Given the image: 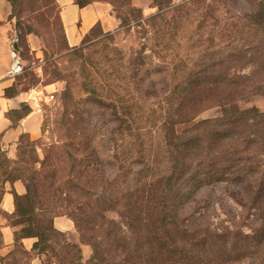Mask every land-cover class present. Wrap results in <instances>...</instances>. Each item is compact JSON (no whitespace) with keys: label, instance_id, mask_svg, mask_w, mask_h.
Returning <instances> with one entry per match:
<instances>
[{"label":"trees","instance_id":"trees-1","mask_svg":"<svg viewBox=\"0 0 264 264\" xmlns=\"http://www.w3.org/2000/svg\"><path fill=\"white\" fill-rule=\"evenodd\" d=\"M19 1L10 0L12 18L19 17ZM95 1L112 4L120 30L138 28L143 36L153 30L158 33L159 20L167 24L168 12L190 2L153 0L158 11L150 16H145L133 0L76 3L84 7ZM251 2L249 28L259 36L232 47L222 58L192 67L172 94L176 100L162 119V154L168 166L161 175L111 178L105 172L97 146L84 134L86 123L72 81H67L59 97L66 139L52 144L43 160L31 161L39 163V169L31 167L28 174L24 169L15 177L11 173L8 176L6 164L10 159L0 150L2 179H21L26 186L24 195L14 192L12 224L18 230L12 260L31 264L30 258L38 255L43 264H244L262 241H254L242 227L249 217L256 221L257 211L264 207V110L238 105L240 100L254 95L264 97V1ZM205 8L196 32L208 25L218 7L210 4ZM63 31L67 48L61 52L78 56L92 38L111 34L104 33L97 23L82 44L72 48L64 25ZM24 37L20 32V55ZM143 44L145 48L146 43ZM51 75L60 80L57 70ZM19 80L17 76V83L7 90L8 94L18 91ZM90 83L96 100L111 105L120 114L119 128L132 130L130 112L120 104V92L118 99L108 101L98 94L95 80ZM105 86L109 90L111 85L106 82ZM216 107L221 109V115L199 119L203 112ZM28 137H20L18 157ZM221 182L239 188L236 193H241V197L237 199L245 213L223 228L194 224L198 207L187 210V203L198 190ZM244 196H249L248 201ZM58 216L73 220L81 244L92 246L89 259L84 260L81 244L71 242L55 226ZM252 227L255 234L257 227ZM24 237L37 238L32 253L20 243ZM44 256L49 260H44ZM2 261L11 264L10 260Z\"/></svg>","mask_w":264,"mask_h":264},{"label":"rangeland","instance_id":"rangeland-1","mask_svg":"<svg viewBox=\"0 0 264 264\" xmlns=\"http://www.w3.org/2000/svg\"><path fill=\"white\" fill-rule=\"evenodd\" d=\"M187 1L173 0L174 4ZM133 3L146 10V15L158 11L153 0H133ZM210 4L218 8L210 16L208 25L196 32L203 11ZM18 5L19 17H14V25L18 36L20 32L25 35L21 40L24 72L18 76L19 84L23 89L55 86L45 91L41 136L37 139L29 136L22 144L19 157L6 164V173L8 176L11 173L12 177L24 169L26 174L31 167L39 169L40 164H31V161L38 158L43 160L52 144L65 141L59 97L67 81H72L85 119L84 134L97 146L105 172L111 178L161 175L168 166L162 154V119L166 111L168 113L169 105L175 102L176 96L173 98L172 94L178 90L181 81L192 67L222 58L232 47L241 46L259 36L249 28V14L253 9L251 0H190L166 14L167 24L159 20L158 33H154L152 28L153 31L144 36L138 28L128 31L119 28L114 32L102 28L104 33L112 35L104 37L101 34L92 38L85 44L80 56L66 55L61 52V49L67 48V43L57 1L21 0ZM28 35L40 39V57L32 53ZM54 70L59 73L58 81L56 77L52 78L51 72ZM111 71L113 74L109 75ZM245 72H249V69ZM92 79L99 85L98 94L103 99L116 100L120 92V104L130 112L132 130L120 129V114L118 116L111 105L96 100L89 86ZM106 82L111 85L109 90ZM112 91L117 94L114 95ZM52 93L54 99H50ZM238 105L264 110V97L254 95L240 100ZM221 113L220 108H212L203 112L199 119L213 118ZM238 189L237 186L221 182L195 192L187 203V210L198 207L193 215L194 224L223 228L234 220L238 221L241 212L245 213L237 199L241 197V193H236ZM248 197L244 196L243 199L248 201ZM257 212L258 219L255 221L254 217H249L242 228L246 234L254 237V241L260 240L262 244L252 249L244 264H264V207L261 206ZM108 215L117 217L115 213ZM252 224L257 227L255 234ZM44 260H49V257L44 256ZM9 262L27 263L26 260Z\"/></svg>","mask_w":264,"mask_h":264},{"label":"crops","instance_id":"crops-1","mask_svg":"<svg viewBox=\"0 0 264 264\" xmlns=\"http://www.w3.org/2000/svg\"><path fill=\"white\" fill-rule=\"evenodd\" d=\"M57 2L67 40L72 48L80 46L85 35L97 23H100L107 32H114L120 28V22L112 13V6L109 3L95 1L80 7L76 0H57ZM143 12L145 16L152 15H146V10ZM11 14L10 0H0V150L11 161H15L18 158L19 141L23 134H27L32 139L41 136L45 91L50 90L55 84L31 89H22L19 85L17 92L7 93V90L17 83V77L8 75L12 64L11 51L15 45L17 49L20 48L16 41L19 36L15 29V20ZM27 41L32 53L40 57V39L28 35ZM1 174L0 153V264H4L2 260H12V254L16 250L18 227L12 224V216L16 209L14 192L24 195L26 186L21 179L14 181L2 179ZM55 226L65 232L71 242L81 244L79 233L70 218L56 217ZM36 240V237H24L20 243L24 249L32 253ZM81 247L84 260L89 259L92 254L91 247L85 244H81ZM30 260L31 264H43L42 258L38 255L32 256Z\"/></svg>","mask_w":264,"mask_h":264},{"label":"built area","instance_id":"built-area-1","mask_svg":"<svg viewBox=\"0 0 264 264\" xmlns=\"http://www.w3.org/2000/svg\"><path fill=\"white\" fill-rule=\"evenodd\" d=\"M18 41V40H16ZM11 56H12V64L10 66V69L8 71V75L10 77H17L20 74L24 72V60L21 57L18 49L13 48L11 51ZM55 95L52 93L50 96V99H54Z\"/></svg>","mask_w":264,"mask_h":264},{"label":"water","instance_id":"water-1","mask_svg":"<svg viewBox=\"0 0 264 264\" xmlns=\"http://www.w3.org/2000/svg\"><path fill=\"white\" fill-rule=\"evenodd\" d=\"M15 48L17 49V45H15Z\"/></svg>","mask_w":264,"mask_h":264}]
</instances>
